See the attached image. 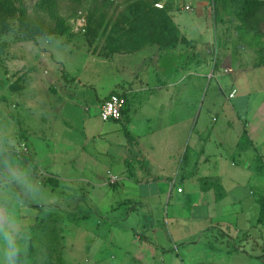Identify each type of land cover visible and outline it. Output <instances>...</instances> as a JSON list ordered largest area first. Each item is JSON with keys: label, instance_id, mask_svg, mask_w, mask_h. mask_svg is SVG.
I'll return each mask as SVG.
<instances>
[{"label": "rangeland", "instance_id": "1", "mask_svg": "<svg viewBox=\"0 0 264 264\" xmlns=\"http://www.w3.org/2000/svg\"><path fill=\"white\" fill-rule=\"evenodd\" d=\"M25 1L33 16L43 14L36 6L39 0ZM60 1L59 12L66 18L62 33L32 41L25 39L15 25L0 35V217L7 221L5 229L20 248L17 264H170L162 260L178 256L176 248L171 250L174 245L169 239L178 226H173L168 217L187 216L190 209L164 199L152 207L139 204L146 192L127 179L121 162L129 158L134 166L139 147L127 142L125 121L103 120L99 114L97 94L106 95L120 80L123 73L116 72V66L127 58L121 54L110 60L104 58L113 33L111 23H103L97 38L86 36L88 13L92 11L96 19L101 17L103 9L97 2ZM180 1L196 4L200 0ZM203 1L206 13L214 20L212 0ZM122 3L115 0L114 6L122 9ZM103 11H108L109 20L114 9ZM196 14L195 7L183 10L189 23L197 21ZM230 19L227 17L226 23H237ZM240 33L231 39L229 53L237 55L244 68L235 63L230 64L233 72L214 68V76L208 78L204 88L205 103L214 105L209 121L215 123L213 118H218V123L226 127L231 120L233 128H242L246 121L251 124L256 107L264 101V66L252 67L256 54L250 47L259 37L242 29ZM213 41V56L221 57L224 44L215 38ZM70 76H78L82 82L77 78L68 87L75 80ZM234 88L236 96L244 97L237 106L244 123L228 98ZM128 126L134 134L142 128L134 129L131 123ZM107 170L121 177L117 184L98 189L93 183H98L100 172ZM256 181L254 178L251 183ZM98 190L104 195L95 204ZM132 228L142 236L156 228L168 252H156ZM6 247L5 234L0 232V264ZM201 249L197 256L204 257L205 248ZM233 253L212 250L209 254L233 264L237 256Z\"/></svg>", "mask_w": 264, "mask_h": 264}, {"label": "crops", "instance_id": "2", "mask_svg": "<svg viewBox=\"0 0 264 264\" xmlns=\"http://www.w3.org/2000/svg\"><path fill=\"white\" fill-rule=\"evenodd\" d=\"M192 3H182L180 9L171 12L190 45L181 44L166 51L156 45H146L134 52L108 54L105 59L110 60L115 54L127 59H121L116 66V72L123 73L120 80L106 95L97 94V99L100 106L112 93L122 94L127 99L123 119L118 122H126L127 142L139 147V153L134 154V166L129 158L121 161L122 171L127 173L128 180L146 192L139 204L152 207L154 203L166 200L168 203L173 201L177 207L188 205L190 209L187 216L174 214L168 217L173 226H178L169 239L174 245L171 250L176 248L179 257L162 262L225 264L221 258L209 254L212 250H221L236 252L233 253L237 255L233 264H264V223L259 221L260 199L264 196V101L256 107L252 123H244V117L237 111L244 97L236 96L234 88L228 98L232 99V107L244 126L233 128L231 120H227L225 127L218 123V118H213L215 123L209 121L214 105L205 103V84L208 78H213L214 68L223 67L225 73L233 72L231 63L244 68L237 55L229 53L231 39L241 33L238 22L217 24L212 20L205 11L203 0L197 5L193 3L197 21L189 23L183 10H186L185 5L193 9ZM203 19L205 21H199ZM262 26L264 29V22ZM208 29H211L209 33ZM214 38L224 44L221 57L213 56ZM250 45L256 54L252 67L261 68L264 65H256L257 51L264 45V37ZM143 50L147 51L141 55ZM231 50L233 52V47ZM68 78L75 79L68 87L77 78L82 82L78 76ZM88 84L83 83V86ZM129 123L134 129L142 128L134 134L133 130L127 129ZM245 127L249 133L248 143L239 148ZM249 151L253 153L249 155ZM127 162L131 171H127ZM100 174L99 182L93 183L98 189L117 184L121 177L112 170ZM110 175L118 179L111 182ZM254 178L258 183H251ZM83 180L92 183L90 179ZM103 195L100 190L96 192L95 204L102 201ZM132 230L137 237H144L156 252L163 255L168 252V245L161 240V233H157L156 228H152L153 233L143 236L137 228ZM180 248L188 257L183 256ZM201 248H205L204 257L197 256L202 252Z\"/></svg>", "mask_w": 264, "mask_h": 264}, {"label": "trees", "instance_id": "3", "mask_svg": "<svg viewBox=\"0 0 264 264\" xmlns=\"http://www.w3.org/2000/svg\"><path fill=\"white\" fill-rule=\"evenodd\" d=\"M77 1L81 4V0ZM94 1L99 9H114L109 20L106 19L109 10H102L98 19L92 11L89 12L85 25V34L89 39L97 38L104 22L113 25L111 40L107 42L108 54L134 52L146 45H156L164 51L173 50L181 44L190 45L171 16V12L177 9V0H123L122 9L118 8L119 5L114 6L115 0ZM158 2L164 3L163 8L156 7ZM36 6L43 12L41 16H33L25 0H0V35L13 30L15 25L25 39L32 41L62 33L66 18L59 12L61 1L39 0ZM212 11L217 24L226 23L229 17L230 20H237L240 29L254 33L258 39L264 37V0H212ZM257 52L259 59L256 65H264V45ZM248 139L245 127L239 148H244ZM25 157L32 161L30 156ZM127 164L128 171H131L130 163ZM260 205L259 221L264 223V196Z\"/></svg>", "mask_w": 264, "mask_h": 264}, {"label": "built area", "instance_id": "4", "mask_svg": "<svg viewBox=\"0 0 264 264\" xmlns=\"http://www.w3.org/2000/svg\"><path fill=\"white\" fill-rule=\"evenodd\" d=\"M158 8H163L164 3L158 2L155 4ZM186 10H190V5H185ZM127 99L122 94L112 93L100 106V116L103 120H117L121 121L123 119V110L126 108ZM111 182H115L118 177L110 175ZM181 192L182 188H178Z\"/></svg>", "mask_w": 264, "mask_h": 264}, {"label": "clouds", "instance_id": "5", "mask_svg": "<svg viewBox=\"0 0 264 264\" xmlns=\"http://www.w3.org/2000/svg\"><path fill=\"white\" fill-rule=\"evenodd\" d=\"M6 223L7 221L3 217H0V232H4L7 245L4 252L3 264H17L20 248L12 233L5 229Z\"/></svg>", "mask_w": 264, "mask_h": 264}]
</instances>
